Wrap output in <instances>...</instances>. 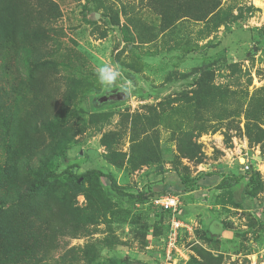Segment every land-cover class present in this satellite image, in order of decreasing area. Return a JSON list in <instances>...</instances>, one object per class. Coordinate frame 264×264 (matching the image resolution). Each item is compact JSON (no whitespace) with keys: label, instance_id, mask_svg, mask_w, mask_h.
Masks as SVG:
<instances>
[{"label":"rangeland","instance_id":"1","mask_svg":"<svg viewBox=\"0 0 264 264\" xmlns=\"http://www.w3.org/2000/svg\"><path fill=\"white\" fill-rule=\"evenodd\" d=\"M14 2L31 36L25 55L0 54V102L10 107L0 133V196L22 192L46 164L56 173L112 174L132 194L171 186L180 207L155 206L167 195L161 192L137 203L102 179L106 205L94 195L101 210L92 211L86 196H77L80 223L57 235L47 259L24 264H264V0H221L207 21L184 17L169 26L155 0ZM37 54L49 62L40 71L32 67ZM104 66L118 67L123 79L101 85ZM211 88L219 97L203 98ZM43 103L50 129L25 133L33 107ZM13 138L25 145L11 146ZM189 139L196 157L186 151ZM137 143L157 147V156L141 165L146 152ZM246 172L260 176L255 201L245 191ZM199 177L186 192L184 182ZM45 191L40 200L54 210L69 198L62 181ZM13 216L43 229L31 207Z\"/></svg>","mask_w":264,"mask_h":264},{"label":"trees","instance_id":"2","mask_svg":"<svg viewBox=\"0 0 264 264\" xmlns=\"http://www.w3.org/2000/svg\"><path fill=\"white\" fill-rule=\"evenodd\" d=\"M156 5L159 7L160 11L164 15L163 24L169 26L171 21L179 18L191 17L195 21H207L208 18L219 8L221 0H155ZM89 3V0H88ZM159 3V4H158ZM22 8L17 5L14 0H0V54L7 51L9 54L10 50L18 55L23 53L25 55L29 52L27 50V40L31 36L30 31L26 30L25 23L22 19L18 18L15 13L22 12ZM47 12L39 11L38 14L45 16ZM43 18V17H42ZM115 19H118L116 17ZM116 25H119L118 21ZM123 38L127 45L133 42V39L129 36L128 28H122ZM33 36H37L35 31L32 32ZM39 38V37H38ZM10 49H9V48ZM8 49V50H7ZM22 55V56H23ZM20 56V55H18ZM28 57L25 60L28 62ZM49 64V62H41V57L39 54L36 55V60L32 62V67L37 70H42ZM32 70V69H31ZM33 78V77H31ZM37 83L41 85L45 84L43 78L39 79ZM37 83H33V86H37ZM46 87V86H45ZM47 88V87H46ZM221 93L216 89H210L205 91L204 97L212 96V100L219 97ZM94 99V100H93ZM37 101V98L35 97ZM98 98H92V107H99L97 104ZM221 100V99H219ZM36 103V102H35ZM42 106L38 107L35 104L33 107V113L30 114L27 125L24 127L25 133H39L43 130H49L50 124L47 119L46 114L43 112ZM10 107L5 106L3 102H0V133L2 135V129L7 127L10 123V119L7 115ZM199 117V116H198ZM0 135V137H1ZM30 141L33 138L29 139ZM192 150L187 149L186 151L192 153L194 157L198 154V147L192 142ZM11 141V140H10ZM25 145L24 142L18 140L16 142L15 138L10 142L11 146L15 145ZM29 144V142H27ZM110 147V142L104 143ZM145 143L139 145L136 144V149L144 155V150L146 154L144 155V160L142 164H147L151 160L149 157L158 154L157 147L148 148ZM186 145V142H185ZM187 146V145H186ZM197 149V150H196ZM192 151V152H191ZM112 155V156H111ZM65 157V156H64ZM156 160L158 157H155ZM107 160L114 163L116 156L111 153ZM23 165L25 166L23 168ZM21 167L23 169H29L28 160L21 161ZM4 174V170H0V175ZM33 178L27 183L26 187L20 192L16 190L13 194L6 196H0V264H24L26 258L29 257L32 260L41 262L47 259L54 247L55 239L58 234H63L65 228L72 223H80L79 210L74 207L75 199L80 194H84L89 202V207L92 211L99 212L101 210L98 204H95L94 195L100 199L103 206L106 205L105 194L102 191V179L109 182V187L111 191L121 197H128L133 199L137 203H147L151 198L160 196L158 194L172 193L171 186H165L160 192H155L151 190L150 186H146V191H141L136 194L129 193L125 191L116 182L115 177L112 174H106L100 170H88L85 173H75L72 169L66 168L61 173H56L54 170L49 168L48 165L43 164L36 170L31 172ZM247 184L245 186L246 193L254 201L256 200V195L253 191H257L260 187V176L257 173L246 172ZM213 174H208L207 178L212 177ZM199 178L187 179L184 182V187L186 192H193L194 188L199 185ZM203 180V179H202ZM56 181H62L64 185L67 186L69 190V198L64 199V201L59 205V209L54 210L49 204L40 200L42 194H45V190L48 186ZM31 207L32 210L36 211L38 218L37 220L43 224V229L41 231L36 230L33 227L28 226L29 219H22L23 217H18L19 220H24L25 224L21 221L10 218L12 213L15 211L23 210V208ZM104 209V208H103ZM107 211V210H106ZM74 215V222L70 219ZM46 229L44 230V227ZM49 229V233L46 232ZM21 230H26L27 233L24 235Z\"/></svg>","mask_w":264,"mask_h":264},{"label":"built area","instance_id":"3","mask_svg":"<svg viewBox=\"0 0 264 264\" xmlns=\"http://www.w3.org/2000/svg\"><path fill=\"white\" fill-rule=\"evenodd\" d=\"M155 206H158L159 208L165 210V211H170L173 213H178L180 210L179 207V198L177 195L174 194H167L163 196L162 198H157L156 200L153 201ZM174 223V222H173ZM175 228H178L179 224L175 223ZM174 239L171 238V241L169 242V246H174L176 242V232L174 233Z\"/></svg>","mask_w":264,"mask_h":264},{"label":"clouds","instance_id":"4","mask_svg":"<svg viewBox=\"0 0 264 264\" xmlns=\"http://www.w3.org/2000/svg\"><path fill=\"white\" fill-rule=\"evenodd\" d=\"M97 75L101 85L105 86H111L117 80L118 77L123 79L121 72L118 70V67H100L98 69Z\"/></svg>","mask_w":264,"mask_h":264}]
</instances>
